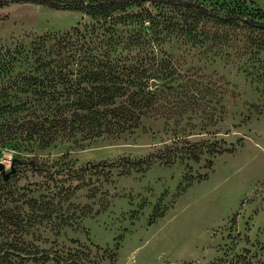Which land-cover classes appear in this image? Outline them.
I'll return each mask as SVG.
<instances>
[{
  "label": "rangeland",
  "instance_id": "obj_1",
  "mask_svg": "<svg viewBox=\"0 0 264 264\" xmlns=\"http://www.w3.org/2000/svg\"><path fill=\"white\" fill-rule=\"evenodd\" d=\"M197 1L264 13V0ZM130 10L146 18L31 3L0 8V52L31 51L34 40L51 37L76 55L106 54L154 76L166 68L170 77L152 78L165 100L183 95L182 85L201 99L144 116L114 138L52 149L53 169L64 171L54 192L68 191L55 202L72 220L44 237L76 241L92 264H264V33L152 0ZM12 155L0 151L3 172ZM70 169L75 178H66ZM42 181L27 167L10 176L18 187Z\"/></svg>",
  "mask_w": 264,
  "mask_h": 264
},
{
  "label": "trees",
  "instance_id": "obj_2",
  "mask_svg": "<svg viewBox=\"0 0 264 264\" xmlns=\"http://www.w3.org/2000/svg\"><path fill=\"white\" fill-rule=\"evenodd\" d=\"M146 1L0 0V8L9 3H31L102 18L115 13V19L143 21L146 16L141 11L130 9ZM152 1L183 8L195 19L212 20L223 28L264 33V13L259 9L253 13L237 7L216 9L197 0ZM52 40L37 38L31 51L0 52V151H13L9 170L0 172V264H92L85 247L72 245L76 241L65 245L44 237L53 228L58 229L55 235L60 234L59 226H70L72 220L61 200L55 202L68 191L61 187L54 192L59 182L56 176L64 171L53 169L50 151L63 144L81 146L98 138H114L136 128L142 117L158 110L164 113L169 105L185 108L201 102L197 92L188 90L190 86L182 85L183 95L168 96V100L162 91L150 89L151 80L158 75L168 78L172 74L166 68L154 76L145 68L118 65L106 54L83 51L76 55L65 51L68 42ZM16 67L20 70L15 72ZM181 113L185 112H177ZM192 156L197 158V152ZM21 167L44 181L27 187L11 185L10 176ZM76 176L71 169L66 174V178Z\"/></svg>",
  "mask_w": 264,
  "mask_h": 264
},
{
  "label": "water",
  "instance_id": "obj_3",
  "mask_svg": "<svg viewBox=\"0 0 264 264\" xmlns=\"http://www.w3.org/2000/svg\"><path fill=\"white\" fill-rule=\"evenodd\" d=\"M155 85H157V82L155 80H151L150 87L153 88ZM0 169L3 172L2 165L0 164Z\"/></svg>",
  "mask_w": 264,
  "mask_h": 264
}]
</instances>
